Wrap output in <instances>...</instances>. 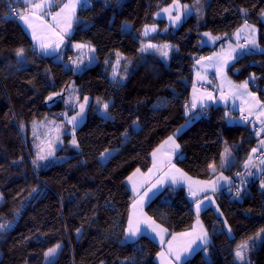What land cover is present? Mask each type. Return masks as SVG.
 <instances>
[{"label": "trees", "instance_id": "1", "mask_svg": "<svg viewBox=\"0 0 264 264\" xmlns=\"http://www.w3.org/2000/svg\"><path fill=\"white\" fill-rule=\"evenodd\" d=\"M175 1L109 0L80 9L71 41L92 46L95 61L75 72L56 57L39 54L16 15L26 13L21 0H0V224L5 225L0 264H45L48 250L57 245L62 248L51 264H158L156 241L146 235L125 241L133 199L126 181L137 168H151L152 152L192 114L199 115L177 136L181 151L175 164L205 181L221 172L246 173L259 142L252 124L231 122L223 106L186 113L195 63L220 48L203 46L204 34L230 39L247 21L257 28L264 49V0H201L202 18L191 16L167 29L155 16ZM152 24L161 32L144 38L143 29ZM145 41L173 45L175 51L163 61L155 51H141ZM20 48L23 56L16 54ZM117 53L122 58L114 79ZM228 71L238 83L254 74L249 85L264 100V52L239 57ZM73 82L83 99L91 98L87 119L76 130L79 147L67 142L62 163L38 169L31 125L68 110L62 99L50 104L48 97ZM226 148L233 162L225 169ZM107 152L113 154L103 163ZM237 191L218 193L222 217L213 208L200 213L210 241L182 264H237L238 246L259 232L262 240L250 264H264V182L253 179L239 197ZM145 212L169 233L190 231L197 220L183 187H166Z\"/></svg>", "mask_w": 264, "mask_h": 264}, {"label": "rangeland", "instance_id": "2", "mask_svg": "<svg viewBox=\"0 0 264 264\" xmlns=\"http://www.w3.org/2000/svg\"><path fill=\"white\" fill-rule=\"evenodd\" d=\"M123 1L124 0H119V3H122ZM96 2L102 3L103 5L109 4V0H86V3L83 2V0H82V4L78 5L77 7H78V9H80L81 6L82 7H89V6H92ZM65 3H68V0H65ZM165 8L170 9V13L164 12L163 9H165ZM165 8H163L161 11H159L156 14L155 18L157 20H165L167 23V29L179 27L187 18H189L191 16H194L197 18H202L204 16V11H205V6L201 0H193L192 2H186V1L179 0V1H175L173 4H171ZM26 12H27V10H26ZM177 15H180V17H181V19L179 21H175L174 19L170 18V17H175ZM147 27H149V28L155 27L156 31H154V32L149 31L147 33V35H145V32H144L145 28H144L142 31V36L144 38H148L150 36H153V35L161 32L160 26L158 24L148 25ZM125 29L128 31L131 29V26L127 24V25H125ZM256 30H257V28H256ZM211 36L217 37V36L212 35V34H211ZM218 37H220V39L213 41L209 36H206L204 34V38L202 41L203 46L206 45V46L214 47V46L220 45L219 50L215 51L214 53H212L208 57H215L217 54H220L222 52H226L228 50L230 44L233 47H236L237 45H241V46L246 45L247 47L236 49V51L233 53V55L236 56L237 58L234 60H230L227 63L226 67L223 69V75L217 71L216 67L213 66L215 64V59L206 60V59L201 58V59H199V61H201L200 63H197V62L195 63L194 79L192 82L191 95H190V106H188V108H187L188 115L198 111L199 109H203V108H207V107H211V106H218L219 104L220 105H226V104H222V103H225L224 102L225 100L221 98L222 97L221 94H218L219 96L218 95L216 96V94H215L219 90L223 91V92L226 91L229 93V87H228V84L226 82H224V77L226 76L227 80H230L234 85L241 84V83L234 81L232 79V77L230 76L229 71H228L230 66L233 65L239 57H241L245 54L264 52V49L262 47H260V45L258 43L259 36H258L257 31L255 33V38H256L258 47L255 49H253L252 46L248 42L249 41L248 34L246 32H243V31L240 33L239 37H237L235 34L230 39H226L223 36H218ZM243 43H244V45H243ZM149 44L155 45L157 47L163 46L161 44H157V43H154L152 41H145L144 47H146ZM171 46L173 48H175V46H173V45H171ZM171 48L168 50V56L167 57L162 56L160 54V52H158L152 48H149L147 50V52L155 51L160 58H162L163 60L166 61L171 54ZM121 58L122 57L119 56V60ZM203 58H207V57H203ZM59 60L61 61L60 58H59ZM65 64H66L65 67L69 68L67 66L68 64L67 63H65ZM117 68L118 67H116V70H117ZM198 72L201 74V76H204L206 78L205 79H197V73ZM115 73H116V71H115ZM250 80H252V79L250 78L249 81ZM178 82H179V84H181V83L184 85L186 84L182 80H179ZM179 84L178 83L173 84L174 87L177 89V91L180 90ZM193 85H195V88L198 90L196 93L197 96H200V94L209 92L211 90L215 91V92H211L213 99L212 100H208L206 98L198 99L197 104H196V108L193 109L191 107V104L193 101V96H194ZM248 91H250L251 93L254 94V96L261 102V105L264 104V100L261 99V97L259 96L258 93L254 92L251 89L250 85H249ZM87 98H88V100H87V103L85 104V99H83L80 96V94L78 92V87L73 82L69 85L68 89L64 93L52 96V99L49 101V103L52 104V103L58 101L59 99H62L64 101L65 106L68 108V110L66 112H63L60 115V117H56V116L47 117L41 121H35L31 125L29 138H30L32 144L34 145L35 160H37V154L38 153L43 154V155H47V152L49 150V142H51L52 155L47 156V159H45V160L37 161L36 166L38 165L37 166L38 169H44V168L49 167L50 165L62 163L65 160V157L62 156V154L60 152L64 149L67 142L69 143L70 146L75 147V148L77 147V146L73 145L71 143V141H72L73 137L76 139L77 128H79L81 125H83L87 119L88 108H89V105L91 103V98L90 97H87ZM234 99H235V105L233 106V108H231L229 110L231 113V120L230 121L234 122V123H239V124L240 123L252 124L253 128L255 129L256 136L259 138V142L255 148V149H257V151L255 153H253V152L251 153V157H252L251 164L253 165L252 171L250 172L251 175L249 174V171H248V174H247V176L245 175L246 177L244 179H239L238 177H235L236 175L231 176V175H228L224 172H221L216 177L209 180V181H217L218 186H217L215 191H213L211 188H209L206 191L198 192L196 196H192L189 192L188 182L184 181V180H181L179 183L173 184L171 182V179L166 177L164 183L158 184L156 187H152V185L155 184L156 181L161 176H163L164 172L168 171V168L166 166H163L161 171L156 172L152 175H148L149 170L147 172H143L140 170V174H138L137 177H134V179L137 183V189L135 192L132 190V187H133L132 183L129 182L128 179L126 181V184H127L128 188L130 189V191L132 193V197H133L132 204H131V210H130V216L132 215V212H133L132 205L135 201H137L139 199V195H143L145 192H147V196L144 197V200L142 202V204H143L142 211L146 217H149L148 215H146V212H145L146 205L156 195H158L160 192H162L164 189H166V187L172 186V187H183V188H185L189 200L191 202H195V208H194L195 212H196V202H198V201L201 202V208H200L199 215L204 210H206L210 207L211 208L213 207L215 209V212H217V214L222 217L223 215H222L220 208L218 206V203H217L218 193H220L221 191H224V190L228 192V191H231L232 189L241 191L243 189V187L247 186V184L251 180L260 179L262 176H264V163H261V161L264 160V145L261 144V141H264V131H261V128L264 127V125H261V119H264V117H261L260 119L256 120L255 118H253V116L247 115L245 113L242 114L241 116H239V114H236L237 112H239V110L242 111V108L247 107L249 104H254L255 102L251 98L243 97V96H240L239 94L234 95ZM245 101H247L248 103L246 104ZM81 104L85 105L84 111H83L82 116H77V114L80 112V105ZM256 109H258V108H253V111H255ZM72 111H73V113H72ZM243 112H245V111H243ZM73 116H77V122H76L75 126L73 125V123H70V119ZM244 117H247V119H244ZM191 123H190V125H191ZM188 127H186L185 129H187ZM23 131H24V134L26 135V129L25 128L23 129ZM178 135H176V137H175L177 143H178V141H177ZM42 149H43V151H42ZM76 149H78V147ZM162 151H164V150H162ZM180 151H181V148H179V150L176 152V154H174L172 156V160H171L172 164H175V158L180 154ZM112 154H113V152H107L105 155L102 156L101 161L103 163H105L107 161V159ZM232 162H233L232 152L228 149L227 155L224 152V156H223V160H222V167L226 169L232 164ZM246 164H248V161ZM251 164H248V166H250ZM175 166L177 168H179L176 164H175ZM151 168H152V166H151ZM221 175L223 177H227L228 179L227 180L218 179L219 177H221ZM187 176L190 177L189 175H187ZM236 178L238 179V181ZM191 179L193 181H205V180H198V179H195L192 177H191ZM262 182H264V177H263ZM149 189H151V190L149 191ZM137 193H139V195H137ZM235 196H236V194H235ZM1 201H2V196L0 194V202ZM140 227H143L142 229H144L146 226H145V224H141ZM142 229H141V232H143ZM225 230L227 231L229 236H231V237L233 236L232 232L229 231L228 227H226ZM131 239H133V237H131L127 233V235L125 237V241H130ZM261 240H262V232H259L256 235L251 236V238L249 240H247L249 247L245 252L246 260L240 261L236 258V263L237 264H250L251 253L256 248H258L260 246ZM199 244H200V242H199ZM204 246L205 245L201 246V250H204V248L207 245L205 247ZM54 248H56V247H54ZM61 248H62V246L59 245V248L57 249L54 256H47L46 255L45 264H51L58 257V255L61 251ZM0 258H1V254H0Z\"/></svg>", "mask_w": 264, "mask_h": 264}, {"label": "snow or ice", "instance_id": "3", "mask_svg": "<svg viewBox=\"0 0 264 264\" xmlns=\"http://www.w3.org/2000/svg\"><path fill=\"white\" fill-rule=\"evenodd\" d=\"M21 2L25 5H28V10L26 13H19L17 12L16 15L21 19L27 26V28L31 29V35L34 40H36L39 43V46L42 50H48L53 47V44H55L56 48H59L60 44L63 43L65 35L69 34L72 29V23L75 18V12L78 5L82 4V0H68V3H64L62 7H60V10L55 12V14H52L50 11H46L47 9H50L52 5L55 3V0H39V2H35V0H21ZM83 2L86 3V0H83ZM164 12H169L170 9L165 8L163 9ZM51 15V19L54 22V24H49L45 19L44 15ZM174 19L175 21H179L181 19L180 15H177L175 17H170ZM59 29V30H57ZM149 31H156L155 27H145V35ZM246 32L249 36V44L252 46L253 49L257 48V41L255 38L256 28L253 25H250L245 21L243 27L241 29H238L235 35L239 37L241 32ZM51 34V35H47ZM206 36H209L213 41L220 39V37H212L210 33H205ZM52 37H55L53 40ZM77 48H83L85 45L77 44L75 45ZM171 45H163L162 47H157L155 45H147L144 48H141V51H147L149 48L155 49L156 51L160 52V54L164 57L168 56V50L171 48ZM247 47L237 45L236 47H233L231 44L229 45V48L226 52H222L220 54H217L215 57H207L202 58L206 60H213L215 59L214 67L217 68V71L223 75V69L226 67L227 63L230 60H234L237 57L233 55V53L236 51L237 48H244ZM90 51H94V49L90 48ZM17 56H23L24 49L20 48L16 52ZM119 53H117V61L116 63L119 64ZM201 61H197V63H200ZM206 77L201 76V74L197 73V79H205ZM253 82L255 81V75L251 77ZM224 82L228 84L229 87V94L236 95L239 94L243 97H249L251 98L255 103L249 104L247 107L242 108V111H246L249 113V115L252 114L253 108H260V111L257 113V119H260L261 117H264V106H261V102L254 96L253 93L248 91L249 88V81L245 80L243 83L239 85H234L230 80H227L226 76L224 77ZM197 89L195 88V85H193V101L191 104V107L194 109L196 108L197 100L206 98L208 100H212L213 96L211 92H206L200 94V96H197ZM224 99V97H221ZM49 100L52 99L51 96L48 97ZM85 104L87 103L88 98L85 97ZM247 104L248 102L245 101ZM84 104L80 105V112L77 114V116H82L84 111ZM108 104L105 103L103 105V108L105 110L108 109ZM188 113H186L187 115ZM199 114L195 113L192 114V119L187 120L184 125H181L179 129L176 130L175 133L170 135L155 151L152 152L153 157V164L152 168L149 169L148 175H152L156 172L161 171L163 166H166L168 168L167 172H164L163 176H161L155 184L152 185V187H156L158 184H162L165 182V178H170L171 182L173 184L179 183L181 180L188 182V188L189 192L192 196H196L198 192L200 191H206L207 189L211 188L213 191L217 188V181H193L191 177H188L186 173H184L181 169L177 168L175 164H172V156L176 154V152L179 150L180 145L176 142V135L181 134L183 130L190 125L192 121H194ZM77 116H73L70 119V123H73V125H76L77 122ZM244 119H247V117H244ZM261 125H264V119H261ZM261 131H264V127L261 128ZM71 143L77 147H79L76 139L73 137ZM261 144L264 145V141H261ZM166 149V150H165ZM164 150V151H162ZM43 151V149H42ZM257 149H252V152L255 153ZM226 155L228 154V149H225ZM52 155V149H51V142H49V150L47 152V155H43L38 153L37 154V160L33 161V164H37V161L39 160H45L47 159V156ZM182 156V154H181ZM252 157H248V164H251ZM261 163H264V160L261 161ZM248 164L245 166L247 167ZM38 166V165H37ZM213 171H215V167L213 166ZM140 174V169L137 168L135 172L132 173L131 176H129L127 179L129 182L132 183V190L135 192L137 189V183L134 179V177H137V175ZM142 175V174H141ZM251 175V173H250ZM218 179L227 180V177H219ZM151 189H149L150 191ZM139 195V193H137ZM240 192L239 190L236 193V196L239 197ZM147 196V192H145L143 195H139V199L135 201L132 205L133 212L128 220V234L131 237L138 236L141 233V224H147L149 227L152 228V231L156 232L158 235H160L161 241H163V234L167 231L166 229L161 228L159 225H157L154 221L151 220L150 217H146L143 214L142 211V202L144 200V197ZM201 208V202H196V213H197V221L196 225L193 227L192 231L190 232H184L179 233L176 235H173L172 240L169 241L168 246V252L167 253H160V256L162 258L166 256H174V259L176 261H179L181 259V256L183 253H191L193 249V245H197V249L200 247V245H207L209 243V233L207 229L203 226V224L199 220V212ZM5 228V225L0 224V230H3ZM79 231V230H78ZM229 231H231L229 229ZM264 231V230H262ZM200 242L198 245L197 242ZM248 242L245 241L241 245L238 246L235 257L240 261L246 260L245 252L248 249ZM59 248V245L56 246V248L49 249L47 252V256H54L57 249ZM162 264H172L170 260H163Z\"/></svg>", "mask_w": 264, "mask_h": 264}, {"label": "crops", "instance_id": "4", "mask_svg": "<svg viewBox=\"0 0 264 264\" xmlns=\"http://www.w3.org/2000/svg\"><path fill=\"white\" fill-rule=\"evenodd\" d=\"M61 1H62V4L60 3ZM35 2H39V0H35ZM64 3H65V0H55V3L52 5V7L50 9H47L46 11H50L52 14H55V12L60 10V7H62ZM23 6L27 7V10H28V5L23 4ZM82 8L83 7L81 6L80 9H82ZM80 9H78V7H77L76 12H75V18H74L73 23H72V29H71L69 34L65 35L64 41H63L62 44H60L59 48H56L55 44H53V47L48 49V50H46V51L42 50L40 48V46H39V43L32 38L31 29L27 28L26 24L21 19H19L20 24L22 25L24 30L28 33L29 37L32 40L33 45L36 47V49L39 52V54H41L44 57H56L57 59L60 58L62 62L67 63L68 64L67 66L69 68L73 69L75 72H82L84 69H86L87 67H89L92 64H94V61H95L94 60V55H95L94 52H95V50L94 51H90V48L94 49L92 46L85 45V47H83V48H77V47H75V45H77V43H73L71 41V36H72V34L74 32L75 25H76L77 20H78V12H79ZM44 19L49 24H54V22L51 19V15L45 14L44 15ZM57 30H59V29H57ZM257 33H258V30H257ZM47 35H51V34H47ZM52 39L54 40L55 37H52ZM243 45H244V43H243ZM173 51H175V48L172 47L171 48V53ZM163 61H165V60H163ZM118 65L119 64H116V66H115V70L114 71H116V73L114 72V74H113V78L114 79L116 78V74H117V70H118V68L116 70V67H118ZM209 92H215V91L211 90ZM215 94H216V96L218 94H221V96H223L224 100H225L224 101L225 103H222V104H226V105H220L219 104L218 106H223V107H226L228 110H230L235 105L234 95H231V94H229L226 91L223 92V91H220V90L217 91V93H215ZM189 102H190V100H189ZM261 106H264V104H262ZM259 111H260V108L256 109L255 111H252V114L250 116H253V118L258 120L257 119V113ZM244 113L249 115V113H247L246 111L243 112V111L239 110V112H237V114H239V116H241ZM245 168H246V173L245 174L247 176L248 171H249V174L252 171L253 165L251 164L248 167L245 166ZM192 203H193V207L195 208V202H192ZM152 221H154V220L152 219ZM200 222H201V220H200ZM157 225H159V224H157ZM195 225H196V222H195L194 226ZM145 226L146 227L144 229H142L143 227H141L143 232H141L138 236L133 237V239H131L130 241H135L136 239H138L142 235H146V236L150 237L151 239H153L154 241H156L160 245V252H159V254L157 256V263L158 264H162V259L163 260H170L172 262V264H182L185 261H187L188 259H190L191 257H193L195 253H197L198 251H201V246L202 245L200 246V248H198L199 250L197 249V245H193V249L194 250L191 253H183L182 256H181V259L179 261H176L174 259V256H166V257L162 258L160 256V253H167L168 252L169 241L172 240L173 235H176V234H179V233H169L168 231H166L163 234V241H161L160 235H158L156 232L152 231V228H150L146 224H145ZM160 227L163 228L162 226H160ZM190 231H192V229ZM190 231H187V232H190ZM127 233H128V231H127ZM182 233H184V232H182ZM209 241H210V236H209ZM197 244H199V241L197 242Z\"/></svg>", "mask_w": 264, "mask_h": 264}, {"label": "built area", "instance_id": "5", "mask_svg": "<svg viewBox=\"0 0 264 264\" xmlns=\"http://www.w3.org/2000/svg\"><path fill=\"white\" fill-rule=\"evenodd\" d=\"M25 11H26V10H25ZM236 175H237L238 178H240V179H244L246 174L240 171V172H237ZM263 177H264V176L261 177V182L263 181Z\"/></svg>", "mask_w": 264, "mask_h": 264}]
</instances>
